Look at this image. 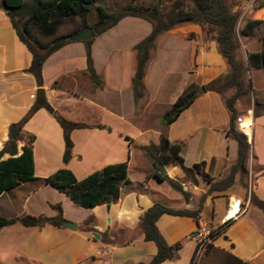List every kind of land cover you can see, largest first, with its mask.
Wrapping results in <instances>:
<instances>
[{
    "label": "crops",
    "instance_id": "0c3cea01",
    "mask_svg": "<svg viewBox=\"0 0 264 264\" xmlns=\"http://www.w3.org/2000/svg\"><path fill=\"white\" fill-rule=\"evenodd\" d=\"M124 1L108 0L110 9H106L118 11L132 0L123 4ZM152 30L149 21L127 17L93 38L92 58L101 80L98 87L86 74L87 41L70 42L49 56L43 66V84L39 86L35 76L28 72L33 56L0 8V152L14 143L9 137V127L20 122L35 105L47 103L69 120L105 128L74 130L71 135L74 158L65 165L63 130L46 109H39L24 127L27 134L35 137L37 178H47L68 168L81 180L107 166L128 162L130 180L121 188L118 201L91 209L75 205L66 195L41 181L24 183L3 194L1 216L54 217L52 206L61 205L64 219L78 228L36 229L15 224L0 229V264L148 262L158 248L154 242L146 241L141 232L144 214L155 204L179 210L193 207L194 203H187L166 182L149 178L154 169L143 149L159 145L162 137L167 136L172 143L182 145L181 155L187 167L205 162L207 172L219 179L237 160L238 143L228 135L231 114L223 95L203 88L175 122L170 125L163 122L166 112L188 85L197 83L205 87L230 73L219 44L200 25H180L157 38L145 69L144 95L135 98L136 47ZM259 51L258 48L253 52ZM56 83L59 87H54ZM39 89L44 90L45 99H37ZM233 93L229 90L226 95ZM237 110L241 113L239 130L243 132L249 127L248 135L243 133L251 138L253 192L264 201V115L256 116L252 104L242 107L238 103ZM18 145L20 156L24 143ZM10 157L6 153L0 161ZM164 168L167 176L179 182L186 176L177 164ZM240 182L238 175L224 195L206 201L204 211L212 214L213 222L204 215L200 226L189 217L159 218L157 228L166 242L182 245L177 258L163 264H191L198 246L196 236L207 233V226L218 228L230 221L232 224L215 241V246L250 264H264V213L251 205ZM182 185L184 191L190 190ZM232 211L236 215L230 216ZM8 239L12 240L11 247L6 244Z\"/></svg>",
    "mask_w": 264,
    "mask_h": 264
},
{
    "label": "trees",
    "instance_id": "16d2710c",
    "mask_svg": "<svg viewBox=\"0 0 264 264\" xmlns=\"http://www.w3.org/2000/svg\"><path fill=\"white\" fill-rule=\"evenodd\" d=\"M100 0H0V8L5 3L8 8L7 17L11 21L21 42L31 52L33 59L28 72L33 74L39 84H43V66L46 60L56 51L70 43L71 36L92 29L95 37H98L115 27L121 20L127 17H138L149 21L153 25L152 33L137 47V72L133 80L135 98L138 100L144 95L145 69L150 57V51L157 38L184 24L200 25L208 35L213 37L219 44L220 51L226 59L230 73L205 87L197 83H191L186 87L176 102L166 112L163 122L170 125L175 122L181 114L187 110L199 97L201 90L214 91L224 96L226 106L231 114L228 135L238 143V157L230 167L226 177L217 179L206 170V163H198L192 167L185 165L181 155L182 145L172 143L167 136H163L159 145H150L144 148V152L153 165V173L149 178L155 177L160 182H166L173 190L184 197L188 192L184 191L181 182L162 176V170L168 164L179 165L187 179L195 185L199 184L200 178L207 186L208 191L202 197L201 205L194 210L172 209L161 204L152 206L143 216L140 229L146 241L156 244L157 254L148 262L137 264H163L177 258L181 243L169 245L157 228V221L163 215L178 217H189L194 219L200 226L206 199L210 196L219 197L224 195L235 184L238 175L243 179L250 175L251 144L248 135L249 127L240 132L237 126L239 112L237 105L240 99L247 97L250 93L244 82L245 66L237 57L236 29L238 17L231 13L225 0H132L122 9L110 12L99 5ZM263 21L249 20L244 29L245 35H252L255 28ZM94 37V38H95ZM93 39L87 44V70L91 83L98 87L101 85L100 77L94 68L92 58ZM251 69L264 72V39L262 49L250 54L248 58ZM54 87H59L58 83ZM229 90H234L230 97H226ZM255 115L264 108V102L255 94ZM41 108L46 109L52 115L64 133L65 153L63 161L68 165L74 158V143L72 132L78 129L97 128L104 129L102 125L85 124L82 121H73L55 110L47 103L35 105L29 113L18 123L9 127L10 140L15 142L8 144L0 152V159L4 154H10V158L0 161V197L12 190L17 189L24 183L41 181L51 186L60 193L66 195L75 205L84 209H91L99 205L116 202L120 199L121 188L130 182L128 177V162L107 166L96 171L84 179H77L68 168H63L47 178L35 176L33 147L35 137L24 131L26 123ZM24 143L23 153L17 156V143ZM250 203L264 213V201L260 200L254 193L251 195ZM56 216L24 215L17 218H6L0 215V229L20 224L25 228L42 229L46 227L62 228L66 225L61 205L52 206ZM232 222H228L215 231H212L205 244L204 256L198 260L200 245L193 256L191 264H250L236 257L232 253L215 246V241L226 233Z\"/></svg>",
    "mask_w": 264,
    "mask_h": 264
},
{
    "label": "rangeland",
    "instance_id": "374dc122",
    "mask_svg": "<svg viewBox=\"0 0 264 264\" xmlns=\"http://www.w3.org/2000/svg\"><path fill=\"white\" fill-rule=\"evenodd\" d=\"M107 1L108 0H100L98 4L103 5L105 8H108L109 10L110 8L109 5L107 4ZM127 2L128 0H125L123 4ZM225 3L230 9L231 13H233L238 17V26L235 33L237 40V57L245 66V74L243 79L245 85L250 91L247 97L240 99V104L242 105V107H246L248 104L249 105L252 104L253 107L255 108V98L257 97L255 94L258 93L259 94L258 98L264 102V72L262 70L251 69L249 67L248 58L250 54L254 53L253 51L257 50L258 48L262 49V40L264 39V0H225ZM2 9L4 11V8ZM249 20L263 21V23L255 28L252 35L248 36L243 33V29ZM230 96L231 95H226V97H230ZM263 113H264V108H262V110L258 112V114H263ZM240 115L241 113L239 114V117ZM239 119L241 118H238V120ZM238 120L237 123L239 122ZM248 140L251 141V138H248ZM226 175L224 177H226ZM198 179H199L198 185H195L193 182L189 181L186 176L185 178H183V180H180L186 186V188L190 189L189 191H187L189 196L188 197L183 196V198L185 199V201H187V203L189 204L191 202L194 203L193 207L190 206L188 207V209L190 210L197 209L201 205L202 197L208 191V186L203 181H201L200 178ZM240 183H241L240 184L241 189L245 191L247 198L250 200L251 195L254 193L253 188L255 185V180L252 179L250 175L245 179H243V177L241 176ZM196 188H198L201 191L199 190L197 191ZM210 197H208L206 201L209 200ZM190 198H192L193 201H191ZM236 213L237 212L232 211L230 213V216H234L236 215ZM203 215L204 217L207 218L209 222H213L211 213L204 211ZM67 222L73 224L70 221ZM17 227H21V226H17ZM216 229L217 227H214L213 225L207 226V233H205L206 234L205 237H209L210 233L212 231H215ZM6 244H9L7 246L11 247L13 245L12 240L8 239ZM205 249L206 247H204L202 251H200L198 260H200L204 256ZM8 251L13 252L10 248L8 249Z\"/></svg>",
    "mask_w": 264,
    "mask_h": 264
},
{
    "label": "water",
    "instance_id": "95a60500",
    "mask_svg": "<svg viewBox=\"0 0 264 264\" xmlns=\"http://www.w3.org/2000/svg\"><path fill=\"white\" fill-rule=\"evenodd\" d=\"M3 8H4V12L5 13H8V8L6 6V4L4 3L3 4ZM95 37V33L92 29H89V30H85V31H82L80 33H78L77 35H74V36H71L70 37V41L71 42H84V41H88V40H91ZM205 90V89H204ZM44 90L43 89H39V91L37 92V99L40 100L41 98H44L45 99V96L43 94ZM12 142H15L14 140H12ZM162 176H165L167 175V171L166 169L164 168L162 170V173H161ZM66 227L69 229V230H72V231H76L77 230V226L75 224H71V223H68L66 222ZM94 236L96 238H99V235L97 234H94Z\"/></svg>",
    "mask_w": 264,
    "mask_h": 264
},
{
    "label": "built area",
    "instance_id": "2783aa9c",
    "mask_svg": "<svg viewBox=\"0 0 264 264\" xmlns=\"http://www.w3.org/2000/svg\"><path fill=\"white\" fill-rule=\"evenodd\" d=\"M238 121L241 122V119H239ZM205 236H206L205 233L199 234L196 236L197 240H198V244L200 245L199 253H200V251H202V249L205 247V244L208 241V237H205Z\"/></svg>",
    "mask_w": 264,
    "mask_h": 264
}]
</instances>
